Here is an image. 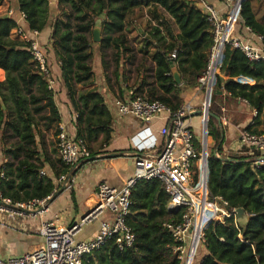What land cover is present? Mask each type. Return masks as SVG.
Masks as SVG:
<instances>
[{"label": "trees", "instance_id": "obj_1", "mask_svg": "<svg viewBox=\"0 0 264 264\" xmlns=\"http://www.w3.org/2000/svg\"><path fill=\"white\" fill-rule=\"evenodd\" d=\"M6 1H13L14 8L26 14L23 27L26 32L42 33L52 28L53 46L46 51L49 57H55L61 84L67 89L75 114L79 116L75 119L76 140L87 145L91 156L97 155L99 150L92 145L98 143L101 136L100 150L109 146L112 116L98 92H89L75 100L74 85L94 78L93 68L88 64L94 46L89 37L98 22L103 31L98 46L103 56L107 55L106 50L112 49L120 67L121 55L132 52L126 33L127 19L136 9H152L156 26L142 34L145 49L154 47L155 80L164 95H157L154 88L150 89L148 99L159 101L173 111L181 105L174 104L167 96L177 87L174 70L181 75L183 84L195 86L207 69L214 44L213 28L207 15L190 0H0V6ZM53 6H57L58 11L62 8V17L59 12L55 15L51 11ZM239 21L262 36L264 45V23L256 22L247 0L242 3ZM16 27L15 18H0V69L6 77L0 83V145L10 138L18 140L8 149H0V157L9 159L8 163L0 164V170L5 173V178L0 179V191L3 197L14 201L45 199L54 192L55 184L40 176L43 165L38 163V143L43 134L39 121L46 122L48 129L52 126L58 129L61 115L55 102L56 93L48 89L46 80L38 73L28 52L29 44L11 39ZM174 54L176 59L173 60ZM222 58L220 73L228 79L219 76L216 90L232 99L248 102L257 113V122L264 116V61H251L230 45ZM103 64L106 71L107 64L104 61ZM0 75L3 77V72L0 71ZM241 76L252 79L254 84L237 83L235 79ZM140 93L137 91L136 95ZM9 101L14 112L7 107ZM46 111L48 117H44ZM211 113L208 133L215 147L208 159L209 190L213 197L227 201L230 210L244 209L249 222L242 227L233 218L212 221L204 235L207 254L199 264H264V168L253 169L247 155H223L225 132L217 116ZM246 130L257 133L253 126ZM51 169L57 177L70 174L65 166L57 168L51 164ZM77 172L73 173V178ZM131 200L128 225L135 235L133 246L120 250L115 240H110L87 255L83 264H182L173 253L176 243L166 225L178 223L183 213L181 210L168 212L170 198L162 182H138Z\"/></svg>", "mask_w": 264, "mask_h": 264}, {"label": "built area", "instance_id": "obj_2", "mask_svg": "<svg viewBox=\"0 0 264 264\" xmlns=\"http://www.w3.org/2000/svg\"><path fill=\"white\" fill-rule=\"evenodd\" d=\"M190 1L202 6L213 28L214 44L209 53L208 66L198 79L208 97V102L202 108L205 117V113L210 111L209 103L216 90L225 48L230 45L239 49L251 61H264V55L260 49L233 38L242 3L246 0H225L229 8L226 16L205 0ZM8 12L9 18H15L18 13L14 35L29 44L28 52L38 73L46 80L48 89L56 91L57 79L47 51L40 41L41 33L25 31L22 26L27 19L25 13L16 9ZM248 30L252 32L250 28ZM171 58L176 59V55ZM115 106L121 117H135L146 126L131 138V156L135 167L133 177L121 189L106 183L99 185L97 205L70 227L59 225L56 219L43 220L50 212L59 186L71 188L73 173L83 162L91 159L87 145L77 141L75 134L69 133L66 123H60L57 152L62 165L70 174L62 176L54 192L45 199L14 201L0 193V216L12 221L40 219L39 233L44 237V244L25 256L0 258V264H83L87 255L100 249L110 240H115L120 250L132 247L135 235L128 225L132 206L131 195L133 188L141 181H161L170 198L168 212L181 210L183 213L178 223L166 225L176 243L173 253L179 257L182 264H193L198 248L204 243L205 230L212 221L223 222L233 218L237 223V209L230 210L227 201L222 197H213L209 190V134L205 123L202 137L196 138L192 124L196 109L192 105L186 104L173 111L159 101H149L136 95L135 91H130L125 99L117 100ZM165 115L163 127L158 133L154 132L149 125ZM78 117V114H75V118ZM238 142L242 148L247 149L251 167L257 170L264 168V132L239 131ZM215 155L220 157L218 153ZM40 174L46 176L47 173L42 171ZM4 178L5 173L0 170V179ZM106 215L111 218L104 219ZM97 221L100 222V228L95 237L88 241H79L78 237L83 230Z\"/></svg>", "mask_w": 264, "mask_h": 264}, {"label": "crops", "instance_id": "obj_3", "mask_svg": "<svg viewBox=\"0 0 264 264\" xmlns=\"http://www.w3.org/2000/svg\"><path fill=\"white\" fill-rule=\"evenodd\" d=\"M205 1L207 4L219 10L223 16L227 15L229 8L225 0ZM247 1H249L251 4V10L256 22L263 24L264 0ZM199 7L203 11L202 6L199 5ZM1 9H4L3 12L5 13L7 11L6 9H8V6L3 4L0 6V10ZM15 9L18 10V7H15ZM51 11L57 15V6L51 7ZM15 16V19H17L18 13H16ZM150 20L153 26H156L157 21L155 17L154 19ZM24 25L25 24L22 26L24 27ZM143 32L145 31L141 29V35L145 37V35L142 34ZM51 34V27H48L40 34V41L45 49L47 47L49 48L48 50H51V47L53 46V42L50 41ZM233 38L239 40L243 44L260 49L264 55L263 37L250 32L243 22L238 21ZM11 39L23 41L14 35V31L11 33ZM147 50H149V55L147 57L152 65L151 70L147 71L145 68H141L137 70V75L134 74V71L133 73H128L127 71L125 73H121V76L118 78L116 76L113 77L109 74L110 70H107L108 65L106 66L105 71V65L103 64L102 57L99 56L95 63L96 66L92 67L90 65L93 68L95 74L93 80L85 84L75 85V100H78L82 95L92 91L98 92L104 97L106 107L112 116L113 125L111 141L108 147H104V149L100 150L103 136L99 138L98 143L95 144L99 150L97 155L91 156V159L83 162L78 168V172L73 178L71 188H65L63 185L59 186V189L51 203L50 212L44 216L43 220L49 221L56 219L59 221V225L70 227L73 224L79 222L90 210H92L97 205L99 185L106 183L114 188L121 189L125 183L133 177L135 167L134 159L131 156L133 152L131 138L146 126H144V124L135 117H121L118 115L115 102L120 99H125L130 91H140V95H137L147 100H149L148 95L150 93V89L156 88L157 95H164V92L159 88L155 80L156 66L152 58L154 47H150ZM49 59L52 63L53 71L57 79L55 102L61 115V123H66L69 133L74 135L76 132L75 111L73 109L67 89L61 84L62 80L58 63L53 55H50ZM123 66L124 65H122L121 69L124 68ZM111 69L114 72V69ZM0 71L3 72V77L0 75V83H2L5 81L6 77L5 72L1 69ZM218 74V76H221L223 79H228L220 72H218ZM235 81L243 85L254 84L252 79L243 76L236 78ZM167 96L173 100L174 104L180 103V107L190 104L196 109V114L194 117H197L199 120V136H197L194 126L193 129L196 138L200 139L204 133L203 126L206 122L205 117L202 114V108H204L205 104L208 102V97L205 91L201 88L199 81L195 86L183 84L182 82L181 85H177L172 93L168 94ZM215 96L216 95L213 94L210 99V112H213L214 115L217 116L219 125H222V129L225 132L223 155L225 157L233 156L235 154L248 155L247 149L242 148L238 142L239 131H244L247 129V127L253 126V131H256L257 133H263L264 116L261 115L259 120L256 122L255 118L257 113L251 108L249 103H245L242 100L232 99L225 92H223L221 96H216L218 98H215ZM164 118H166V115L161 119L154 120L149 125L150 128L154 132L158 133V131L164 125ZM192 124L194 125V119L192 120ZM209 138L210 137L208 135V139ZM211 142L213 143L214 141L211 139ZM38 155L42 159H40L42 163L39 162V160L38 163L43 165L40 172L45 171L47 173L46 176H41V174L40 176L53 180V183L55 184V190L58 186V180L64 176V174L57 177L54 171L51 169L50 162L46 160L47 158L44 153L42 155L39 153ZM57 158L60 161L58 152ZM8 162V158L3 159L0 157V164L2 163L3 165ZM61 164L62 162L60 161V166H63ZM107 218L110 219L111 217L106 215L104 219ZM40 227V219L12 221L0 216V258L9 259L13 257L25 256L43 246L44 237L39 233ZM99 228L100 222H96L87 226L83 230V233L79 235L78 240L88 241L93 239L98 233ZM206 254V248L202 243L196 252L193 264H199Z\"/></svg>", "mask_w": 264, "mask_h": 264}, {"label": "rangeland", "instance_id": "obj_4", "mask_svg": "<svg viewBox=\"0 0 264 264\" xmlns=\"http://www.w3.org/2000/svg\"><path fill=\"white\" fill-rule=\"evenodd\" d=\"M5 4L8 6V9H6L7 11L4 13V9L0 10V17L3 16H10V12L8 11H14L15 9L13 6V1H6ZM68 9V8H65ZM60 10H62V8L59 9V11L57 10V12H59L60 16L62 17V13L60 12ZM102 18H104L105 16H101ZM9 18V17H8ZM94 19V18H93ZM150 19H154V15L152 13V9H147V8H139L134 10V13L132 14L131 17H129L126 21V33L129 39V47L132 50L131 53L129 54H125V55H121L120 57V67H118L119 65V59L117 57H115L114 52L112 49L106 50L107 55L103 56L102 51L100 49V47L98 46L100 43H95L93 41V35L90 34V41L93 42L94 46L92 48V53H93V57L92 59L89 61V65H91L92 67H95V63L97 61V58L100 56L102 57V61H104L107 65H108V70L109 74L111 76H116L117 78L121 76V73H125L128 71V73H133V71L135 72L134 74L137 75V70L141 69V68H145L147 71L152 69V65L151 62L148 59V55H149V50L144 49L146 44L144 43V37L141 35L140 30L143 29L146 33H148L151 30V27H153V24L151 23ZM74 20V19H72ZM95 20V19H94ZM100 28H101V37H103L102 33V26L101 23L99 24ZM97 28V24L96 26L93 28V32L94 30ZM49 48L47 47V50ZM143 64V65H142ZM122 65H124L123 69ZM53 68V67H52ZM114 69V72L112 71V69ZM131 71V72H130ZM108 72V71H107ZM55 74V73H54ZM78 86V85H77ZM75 88V85H74ZM57 90V87H56ZM56 93V91H54ZM10 109V112L12 110L13 111V104L12 102H8V106ZM49 112L46 111V113L44 114V117H48ZM38 119H40V117H38ZM76 119V118H75ZM194 128H195V132L197 134V136H199V120L197 117H194ZM39 130L40 132L43 134V138L41 140L40 143H38V152L41 153V155L44 153V155L46 156L47 159L50 160V164L55 165L57 168L60 167V161L57 158V133H58V129L56 128V126H52L51 129H48L47 123L43 122L42 120L39 121ZM1 132V131H0ZM209 134V133H208ZM209 141V153H212L214 150V142H211V139H208ZM16 142H18L17 139H7L4 143V145H0V149L4 150L5 148L8 149L10 147H12L13 145L16 144ZM93 147L98 148L97 146H95V144L93 145ZM40 156H39V162L42 163V159L40 160ZM44 163V161H43ZM98 222V221H97ZM96 223V222H95Z\"/></svg>", "mask_w": 264, "mask_h": 264}, {"label": "water", "instance_id": "obj_5", "mask_svg": "<svg viewBox=\"0 0 264 264\" xmlns=\"http://www.w3.org/2000/svg\"><path fill=\"white\" fill-rule=\"evenodd\" d=\"M99 24H100V22L97 23V28L93 32V41L95 43H101V41H102L101 28H100ZM174 80H175L177 85H181V83H182L181 76L176 70H174ZM213 94L221 96L223 94V92H218L217 90H215ZM211 116H213V114L210 111H207L205 113L207 131H208V123H209ZM248 222H249V216L247 215L245 210L244 209H238L237 210V223L243 227V226H246L248 224Z\"/></svg>", "mask_w": 264, "mask_h": 264}, {"label": "bare ground", "instance_id": "obj_6", "mask_svg": "<svg viewBox=\"0 0 264 264\" xmlns=\"http://www.w3.org/2000/svg\"><path fill=\"white\" fill-rule=\"evenodd\" d=\"M206 123V122H205Z\"/></svg>", "mask_w": 264, "mask_h": 264}]
</instances>
